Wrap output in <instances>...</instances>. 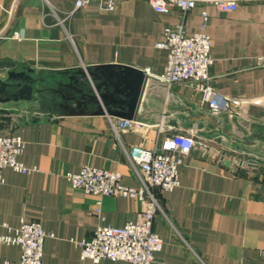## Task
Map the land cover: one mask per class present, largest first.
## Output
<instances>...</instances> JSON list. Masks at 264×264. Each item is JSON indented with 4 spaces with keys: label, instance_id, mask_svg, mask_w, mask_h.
I'll list each match as a JSON object with an SVG mask.
<instances>
[{
    "label": "crops",
    "instance_id": "obj_1",
    "mask_svg": "<svg viewBox=\"0 0 264 264\" xmlns=\"http://www.w3.org/2000/svg\"><path fill=\"white\" fill-rule=\"evenodd\" d=\"M75 2L0 0V62L45 78L34 99L0 102V135L22 137L19 159L36 167L28 173L0 170V234L35 220L53 234L44 243V264H132L83 259L80 243L94 236L99 207L109 223L123 226L138 219L141 201L85 193L65 174L92 165L119 171L124 184L139 187L125 148H153L166 135L192 132L196 144L183 156L179 186L171 192L154 189L161 209L153 229L163 248L153 264H264V65L258 64L264 57V0H238L230 12L200 0L187 14L157 12L149 0H116L114 10L95 2L73 13ZM178 22L189 36L209 34L213 86L241 101L231 112L213 114L191 84L158 79L168 50L157 43ZM107 63L145 71L138 119L161 123L160 128L118 131L113 124L118 117L79 108L60 84L69 83L60 72ZM6 70L0 69V77ZM26 110L33 116L25 118ZM244 156L259 165H241ZM20 257L18 245H0V264Z\"/></svg>",
    "mask_w": 264,
    "mask_h": 264
},
{
    "label": "built area",
    "instance_id": "obj_2",
    "mask_svg": "<svg viewBox=\"0 0 264 264\" xmlns=\"http://www.w3.org/2000/svg\"><path fill=\"white\" fill-rule=\"evenodd\" d=\"M157 12H171L174 9L187 14L200 0H149ZM222 11H235L238 0H207ZM95 2L108 10H114L116 0H76L72 11L83 9ZM71 12V14H72ZM70 14V15H71ZM69 16V15H68ZM203 29L208 25L207 12H203ZM158 47L168 50V63L165 73L158 77L162 82L189 83L200 91L205 103L213 114L231 112L232 107L241 105L240 99L219 93L213 86L211 67L212 41L205 31L193 35L186 34L184 22H178L165 31L164 39ZM264 65V57L258 59ZM149 72L148 70L146 71ZM115 129L133 130L141 133L152 127L160 128L161 123L150 124L141 120L117 118ZM196 139L192 132L166 135L160 144L153 148L134 145L125 148L128 159L140 182L139 187H132L122 182L119 171L84 165L79 172H68L65 178L76 189L97 196H125L137 198L142 207L136 221H129L123 226H115L107 221L102 208L97 209L101 222L90 240L82 241L81 257L98 263L104 259L124 260L132 264H153L156 254L163 248V239L153 229V223L160 207L154 189L171 192L179 186V166L183 156L188 154ZM25 142L17 135H0V170L10 167L15 171L28 173L36 167H28L20 161ZM253 159L244 156L242 161L248 164ZM236 163L239 162L237 158ZM249 165V164H248ZM0 180L1 175H0ZM100 203V202H99ZM48 233L39 221H22L21 225L10 234H0V245H18L21 257L18 261L5 260L1 264H44L43 251Z\"/></svg>",
    "mask_w": 264,
    "mask_h": 264
},
{
    "label": "water",
    "instance_id": "obj_3",
    "mask_svg": "<svg viewBox=\"0 0 264 264\" xmlns=\"http://www.w3.org/2000/svg\"><path fill=\"white\" fill-rule=\"evenodd\" d=\"M0 69H7L5 75L0 77V102L32 100L35 94L43 92L38 84L45 78L36 76L34 69L18 70L15 63L10 61L0 62ZM59 74L68 78L69 83L60 81V84L65 86L64 90L71 92V97L78 105L82 104L79 108L91 106V114L139 120L138 113L148 82L143 69L122 63H107ZM236 139L248 143L242 137L236 136ZM259 163L255 159L248 161L252 166ZM240 164L243 165L244 161Z\"/></svg>",
    "mask_w": 264,
    "mask_h": 264
},
{
    "label": "rangeland",
    "instance_id": "obj_4",
    "mask_svg": "<svg viewBox=\"0 0 264 264\" xmlns=\"http://www.w3.org/2000/svg\"><path fill=\"white\" fill-rule=\"evenodd\" d=\"M31 112V111H30ZM33 116V113L32 114H30L29 112H28V110H26V113L24 114V117L26 118V117H29V116Z\"/></svg>",
    "mask_w": 264,
    "mask_h": 264
}]
</instances>
